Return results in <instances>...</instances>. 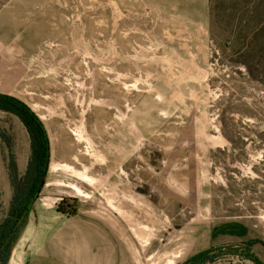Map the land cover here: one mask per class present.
Returning a JSON list of instances; mask_svg holds the SVG:
<instances>
[{"label":"rangeland","instance_id":"obj_1","mask_svg":"<svg viewBox=\"0 0 264 264\" xmlns=\"http://www.w3.org/2000/svg\"><path fill=\"white\" fill-rule=\"evenodd\" d=\"M14 2L0 0V93L28 104L48 137L68 141L63 167L78 147L70 129L81 112L110 114L96 131L100 116L87 113L94 141L80 147L109 158L111 171L87 157L91 182L48 172L53 186L38 203L56 216L62 201L77 211L90 201L142 209L148 235H132V256L119 249L117 264H182L208 249L219 257L207 264H252L238 252L264 243V0H67L53 5L56 15H36V32L31 11ZM1 135L9 145L0 139V222L9 158L23 177L31 157L17 117L0 112ZM227 223L247 235L213 238ZM252 252L264 264V247Z\"/></svg>","mask_w":264,"mask_h":264},{"label":"crops","instance_id":"obj_2","mask_svg":"<svg viewBox=\"0 0 264 264\" xmlns=\"http://www.w3.org/2000/svg\"><path fill=\"white\" fill-rule=\"evenodd\" d=\"M47 1L15 0L14 2L13 6L27 7L31 11L29 14L32 15V32H36L38 29L36 15L39 14L41 19L45 15H56L57 12L52 9L54 4L61 7H67L68 5L67 0H55L56 3L53 2L54 0ZM40 29H44L42 24ZM1 94L9 95L7 93ZM39 119L41 120L40 117ZM94 122L96 125L100 124L99 120H94ZM48 140L49 159L51 160L49 137ZM112 142L106 137L105 144L107 147ZM19 166L21 170V165ZM26 169L25 166L22 171L25 172ZM110 169L111 166L108 172L111 171ZM114 174H117V172H114ZM46 177L44 182L47 179ZM7 184H9L8 181ZM51 186L53 184L47 185V183H44L39 197L44 188H50ZM9 187L11 196L7 198L5 205L7 214L13 193L10 184ZM38 202L39 199L30 205L27 218L31 219L13 242L7 264H117L119 249L121 253L128 251L132 256L133 223L131 217L133 210L127 201H119L116 205L90 201V203L82 205V208L75 215L57 213L60 216L52 215L49 210L47 212L44 206L42 205V208ZM118 238L121 240L119 245ZM127 238L128 241H126ZM120 245H126L127 249L120 247Z\"/></svg>","mask_w":264,"mask_h":264},{"label":"trees","instance_id":"obj_3","mask_svg":"<svg viewBox=\"0 0 264 264\" xmlns=\"http://www.w3.org/2000/svg\"><path fill=\"white\" fill-rule=\"evenodd\" d=\"M0 112H6L18 118L26 129L31 144V157L23 177L19 176L13 155H11L12 158H9L7 164L8 178L13 188V194L9 212L0 223V264H7L11 246L25 223L29 207L39 198L44 187V179L50 161V149L48 136L42 121L26 103L14 96L0 93ZM5 138L7 137L4 135L0 136L1 141L9 145ZM57 212L64 215H75L77 206L68 205V203L62 201L57 208ZM222 235L242 238L247 235V228L239 223H227L212 230L213 238ZM257 244L264 247V243L259 240H249L244 243L238 252L240 258L252 264H262L252 252V248ZM215 252L213 249L201 251L182 264L212 263L219 257Z\"/></svg>","mask_w":264,"mask_h":264},{"label":"bare ground","instance_id":"obj_4","mask_svg":"<svg viewBox=\"0 0 264 264\" xmlns=\"http://www.w3.org/2000/svg\"><path fill=\"white\" fill-rule=\"evenodd\" d=\"M76 104H80L82 105L81 101L76 102ZM66 108V110L68 111V116L70 117V119H73L76 116V112L73 110H70V108L68 106H66V102L64 101L63 106H60V108ZM97 112V114H99L100 116V123H101V119H108L110 117V114L107 110L101 109V108H90V106L87 108V110H83L80 114V117L76 120V123H72V128L70 129L71 133L74 135L75 140L77 141V146L75 148V151H73L72 155H71V163L66 164L64 167L62 166L60 160L64 159L68 153L70 152V149L68 147V141L65 140L62 141L61 139L57 138L54 139L52 137L50 138V146H51V160H50V165H49V175L53 176V175H57L61 170L64 169V171H70V172H74V173H79L81 178L83 179V182H91V177L90 175L93 177V175L95 173H93V166L96 165H103V170L104 173L106 174L109 171V167H110V161L109 158H103V155H101V153H99L96 148H92V149H81V145L85 144V142L87 141H91V139L94 141L93 137L88 138L87 139V135H88V128H87V124L88 120H87V113L92 114ZM91 116V115H90ZM107 131L106 133L108 135H106L107 137L110 135V129L109 128V124H107ZM91 127H93V129L96 128V131L99 129V124L96 125V123L93 121ZM87 136V137H86ZM110 141L112 142L113 138H111L109 136ZM80 147V148H79ZM87 157L92 158L94 165H92L89 169H87L85 167V165H83L84 163L87 162ZM77 165L82 166L81 169H79L80 166L76 167ZM88 174V175H87ZM123 174L125 175V173L123 172ZM47 185H49V182L47 183ZM78 194H80L82 197H87L80 189L75 188L74 189ZM132 203L135 204L136 206L140 205L139 203H137V201H135L134 199H132ZM135 209V207H133ZM132 208V210H133ZM136 210V209H135ZM137 211V210H136ZM142 209H140L138 211L139 214L134 213V216L132 215L131 219H132V229L133 230V235L137 236V238L141 239V236H146L148 235V230L146 228V226H140V221H143L142 219ZM137 217V218H134Z\"/></svg>","mask_w":264,"mask_h":264},{"label":"flooded vegetation","instance_id":"obj_5","mask_svg":"<svg viewBox=\"0 0 264 264\" xmlns=\"http://www.w3.org/2000/svg\"><path fill=\"white\" fill-rule=\"evenodd\" d=\"M1 223V222H0Z\"/></svg>","mask_w":264,"mask_h":264}]
</instances>
